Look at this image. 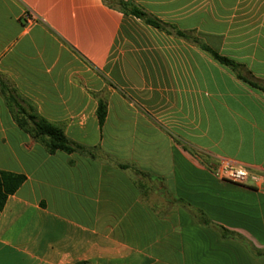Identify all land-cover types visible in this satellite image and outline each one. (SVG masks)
I'll return each mask as SVG.
<instances>
[{"label":"crops","instance_id":"obj_1","mask_svg":"<svg viewBox=\"0 0 264 264\" xmlns=\"http://www.w3.org/2000/svg\"><path fill=\"white\" fill-rule=\"evenodd\" d=\"M118 1L0 0V264H264V0Z\"/></svg>","mask_w":264,"mask_h":264},{"label":"trees","instance_id":"obj_2","mask_svg":"<svg viewBox=\"0 0 264 264\" xmlns=\"http://www.w3.org/2000/svg\"><path fill=\"white\" fill-rule=\"evenodd\" d=\"M118 3L120 6L119 8H121L126 13L133 14L156 28L163 30L169 29L168 24L164 23L157 17L149 14L145 9L134 4L133 2L119 0ZM205 48L209 50V52L213 55V57L217 61L234 70L241 79H244L252 86L264 90V88L261 87L259 84H257L256 82H254L253 80H251L250 78L246 77L241 73V65L239 63L228 58L227 56L221 55L219 52L207 46ZM106 115H107L106 105L104 102H100V106L98 109V116L101 124L104 123ZM31 131L34 134V136L37 138L41 136L48 137V145L51 151L63 150L66 152H72L75 149V147L72 145L70 140L65 135L64 131L60 127L48 122L47 120L44 119L36 120L35 125L31 129ZM25 180H26V176L24 174H18L14 172L0 170V210L4 208L9 196L15 194L18 191V189L23 185ZM186 206L191 210L193 209L188 204H186ZM256 253L258 255H261L264 252H256Z\"/></svg>","mask_w":264,"mask_h":264},{"label":"built area","instance_id":"obj_3","mask_svg":"<svg viewBox=\"0 0 264 264\" xmlns=\"http://www.w3.org/2000/svg\"><path fill=\"white\" fill-rule=\"evenodd\" d=\"M26 16L30 14L26 12ZM217 175L223 180L239 184L259 186L264 191V177L262 175L252 173L246 168L231 164H223L218 170Z\"/></svg>","mask_w":264,"mask_h":264}]
</instances>
